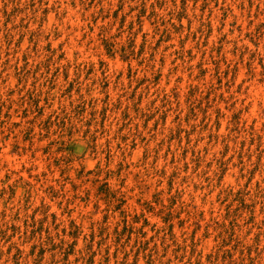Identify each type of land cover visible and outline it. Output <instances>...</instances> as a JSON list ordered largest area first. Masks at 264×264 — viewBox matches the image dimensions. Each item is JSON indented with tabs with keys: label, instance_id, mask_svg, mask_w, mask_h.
Instances as JSON below:
<instances>
[{
	"label": "rangeland",
	"instance_id": "rangeland-1",
	"mask_svg": "<svg viewBox=\"0 0 264 264\" xmlns=\"http://www.w3.org/2000/svg\"><path fill=\"white\" fill-rule=\"evenodd\" d=\"M0 264H264V0H0Z\"/></svg>",
	"mask_w": 264,
	"mask_h": 264
}]
</instances>
